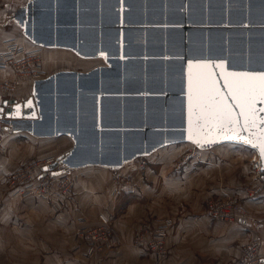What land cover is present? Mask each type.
<instances>
[{
	"label": "water",
	"instance_id": "1",
	"mask_svg": "<svg viewBox=\"0 0 264 264\" xmlns=\"http://www.w3.org/2000/svg\"><path fill=\"white\" fill-rule=\"evenodd\" d=\"M22 29L36 45L107 64L56 72L25 99L0 103V122L15 132L72 140L47 169L60 162L117 169L161 146L199 138L203 147L247 146L264 171L258 150L244 142L247 132L225 139L211 128L189 139L188 131L189 64L223 63L212 71L224 94V72L264 73V0H31Z\"/></svg>",
	"mask_w": 264,
	"mask_h": 264
},
{
	"label": "crops",
	"instance_id": "2",
	"mask_svg": "<svg viewBox=\"0 0 264 264\" xmlns=\"http://www.w3.org/2000/svg\"><path fill=\"white\" fill-rule=\"evenodd\" d=\"M30 1L0 0V52L12 44L18 49L20 44L38 49L43 52L47 66L48 49H61L63 54L70 50L39 46L31 41L25 43L24 38L14 40L15 36L6 27L9 3L14 9L20 6L19 10L25 14ZM36 82L17 76L11 68L0 67V89L3 83L14 85L11 92L0 91V103L4 99H25ZM60 137L69 139L60 146L61 151L50 147L52 142H46ZM0 140L7 148L6 153L0 155V171L8 172L43 152L48 156L59 150L63 155L73 147L72 140L65 135L38 137L25 130L15 132L13 127L1 122ZM239 146L245 147L236 143L219 147L221 156H227L228 160L199 165L192 161L189 169L178 172L170 169L172 163L155 161V156L159 155L155 153L151 166L143 173L125 175L131 177V183L127 184L120 181L126 180L125 176L118 180L112 172L117 170V177L125 174L122 173L126 172L125 164L117 169L95 164L75 167L77 183L58 212L33 196L12 198L0 178V264H153V256L134 243V233L151 228L158 219L171 223L166 232L167 257L163 264H226L240 256L244 245L252 240L259 243L258 264H264V191L254 196L243 192L245 187L260 185L259 161L253 157L256 160L253 162L250 152L236 154ZM161 150L157 148L156 152ZM232 193H239L246 213L244 219L228 224L206 215L203 207L206 197ZM101 218L112 219L120 244L108 253L88 258L77 233Z\"/></svg>",
	"mask_w": 264,
	"mask_h": 264
},
{
	"label": "built area",
	"instance_id": "3",
	"mask_svg": "<svg viewBox=\"0 0 264 264\" xmlns=\"http://www.w3.org/2000/svg\"><path fill=\"white\" fill-rule=\"evenodd\" d=\"M16 52V47L15 49L9 47L0 52V67L11 66L17 76L37 80L40 76V69L38 68L41 63L39 51L34 49L32 53ZM1 86L0 91L11 89L6 83ZM3 151L4 147H0V153ZM132 160L124 164L132 163ZM54 161H46L45 163L43 161H31L19 166L13 172L1 170L0 178L5 186V191L12 198L36 197L47 202L52 210L61 211L66 198L73 192L78 174L72 169L58 173L47 169ZM142 164L138 163V166L144 167ZM58 167L59 165L56 168ZM257 172L261 181L259 187L254 191V195L258 191H264V171L260 172L259 167ZM119 177L124 178L120 175ZM120 181L122 184L129 183L128 179ZM1 203L2 201H0V206ZM204 209L210 218L228 224L237 223L246 217L244 209L236 199L210 197L205 200ZM170 224L168 221L158 219L151 228L138 229L134 233V243L153 255V264H163L166 258V232ZM77 238L84 243L85 254L88 258H93L99 253H108L120 244L119 234L107 218H101L95 225L83 227L78 231ZM259 260V243L257 240H252L244 245L239 257L226 264H258Z\"/></svg>",
	"mask_w": 264,
	"mask_h": 264
},
{
	"label": "snow or ice",
	"instance_id": "4",
	"mask_svg": "<svg viewBox=\"0 0 264 264\" xmlns=\"http://www.w3.org/2000/svg\"><path fill=\"white\" fill-rule=\"evenodd\" d=\"M188 67L189 139L194 135L200 137L204 130L211 128L222 133L225 139H240L241 133L247 132L244 142L256 148L264 161V115H261L264 107L257 108L258 102L264 104V73L224 72L222 78L227 89L224 94L212 71L213 68L223 69V63L189 64ZM233 109H238V113ZM194 142L200 144L201 140L196 138Z\"/></svg>",
	"mask_w": 264,
	"mask_h": 264
},
{
	"label": "rangeland",
	"instance_id": "5",
	"mask_svg": "<svg viewBox=\"0 0 264 264\" xmlns=\"http://www.w3.org/2000/svg\"><path fill=\"white\" fill-rule=\"evenodd\" d=\"M9 4H10L9 5L10 6V9H9L10 12L8 13V20L6 23V27L9 28L10 31L12 32L11 34H13L15 36V37H13L14 40L18 39V41L19 40L22 41L21 38H24L25 43L29 42L30 40L27 37H25V35L23 33V29H22L21 24H20V22L24 19V15H25L24 11L19 10L20 6L17 7L18 9H14V8H12L13 7L12 3L10 2ZM13 39H11V40H13ZM19 46L21 47L20 49H18L16 46H13V44H12V46H10V48L15 49V47H16L17 52L20 51L21 53H24V52L32 53V51L34 50V49L25 48V46L22 47L21 44ZM8 48H9V46H8ZM50 49L51 50L48 49V51H47V56L50 58V61L47 63V66L44 63L43 58H42L43 52H40L37 49V51H39L38 53H39V56L41 59L40 66L38 68V69H40V76L37 80L36 79H29V78H27V80L34 81V82H35V80L40 81V80H43V79L49 77L50 75H52L58 71H61V70L87 72V71H90V70H92L98 66H107L104 59L101 57L84 59V58H81V57L77 56L76 54L72 53L71 51H69V52L65 51V54H63V52H62L63 50H61V49H52V48H50ZM49 53L51 55H49ZM7 68H11L13 70V68L11 66H8ZM13 72H14V70H13ZM24 78H26V77H24ZM6 84H8V86L11 87V89H9V90L7 89L8 91L11 92L13 90V83H6ZM62 139H63V141H62ZM65 141H69V139L66 137L65 138L60 137V138H53V139L48 140V141L46 140V142H52V144H50V147L54 146L57 149H59L60 151H61L60 146L65 145L64 144ZM221 145H232V143H221V144H217V145H210L207 147L199 146V145H197L195 143H191V142H178V143H172V144L164 145V146H161L158 148L159 150L162 149L159 152H156V150H154L147 155L138 156L135 159H133L132 163H128L125 165L124 169L126 170V172H122L125 174L120 175V176L132 175L131 173H133V172L143 173L149 166H151V164H152L151 159L154 157L153 155H155V153L156 154L159 153V155L155 156V158H154L155 161L159 160L162 162V160H165L168 163H172L170 169H172V171H174V172H178L181 170L185 171V169H187V167L191 164L192 161H197V164L199 165V163L202 164V163L207 162V161H213L214 162V161H218V160H225V159L228 160L227 156L224 157V156H221V154H220V152L222 151L221 150L222 148H219V147ZM0 147H4V151L0 153V155L3 156L6 153L7 148L1 142V140H0ZM239 147H241V148L237 147L238 149H236V147H232L236 150H239L238 153H236V154L242 155L243 152L246 154H248V152H250L252 154L251 158L253 159V157H256V160H257L258 157H257V154L254 150L246 148L247 146H245V147L239 146ZM59 150H56L55 155L51 154V155L47 156L44 152L41 154H38V158L34 157L31 159H28L22 165H24L28 162H31V161H43L44 163L46 161H54L56 159V157L60 155ZM151 154H152V156H150ZM230 154H232V153H230ZM236 154L234 153V156ZM227 155L229 156V154H227ZM236 157H239L238 159H242L240 156H236ZM256 160L253 159V162H255ZM138 163H143L142 166L144 165V167L138 166ZM67 167L68 166H66L65 163L60 162L59 167L56 168L54 170V172L58 173L60 171H68ZM191 168L192 167H190V169ZM69 169L73 170L72 167ZM188 169H189V167H188ZM128 170L130 171V174H126L128 172ZM9 172H13V171H9ZM73 172H74V170H73ZM112 172L114 174V178L118 179V177L116 176L117 170L112 171ZM125 178L128 179V181L131 183V180H130L131 177L125 176ZM258 187L259 186L252 187V188L251 187L250 188L245 187L243 192H245L246 194H249V195H251V194L254 195V191ZM258 193H259V191H258ZM210 197L211 198L221 197V198L236 199L239 202V204L241 205V207L244 209V207L241 204V200L239 198V193H232L230 195L224 194V195L208 196L203 201V207L204 208H205V200L210 198ZM111 220L112 219L109 218L110 222H111ZM215 221H217V220H215ZM221 223H223V222H221ZM165 244H166V242H165ZM150 255H152V254H150ZM166 257H167V255H166ZM165 259H164V261H165ZM164 261H163V263H164Z\"/></svg>",
	"mask_w": 264,
	"mask_h": 264
},
{
	"label": "trees",
	"instance_id": "6",
	"mask_svg": "<svg viewBox=\"0 0 264 264\" xmlns=\"http://www.w3.org/2000/svg\"><path fill=\"white\" fill-rule=\"evenodd\" d=\"M53 172H54V169H53Z\"/></svg>",
	"mask_w": 264,
	"mask_h": 264
},
{
	"label": "bare ground",
	"instance_id": "7",
	"mask_svg": "<svg viewBox=\"0 0 264 264\" xmlns=\"http://www.w3.org/2000/svg\"><path fill=\"white\" fill-rule=\"evenodd\" d=\"M84 59H86V58H84Z\"/></svg>",
	"mask_w": 264,
	"mask_h": 264
}]
</instances>
